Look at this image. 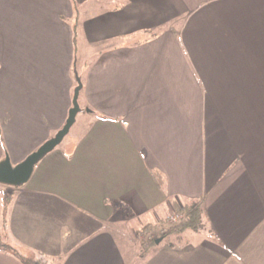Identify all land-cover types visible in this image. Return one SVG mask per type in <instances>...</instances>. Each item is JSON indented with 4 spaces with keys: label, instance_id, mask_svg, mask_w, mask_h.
<instances>
[{
    "label": "crops",
    "instance_id": "1",
    "mask_svg": "<svg viewBox=\"0 0 264 264\" xmlns=\"http://www.w3.org/2000/svg\"><path fill=\"white\" fill-rule=\"evenodd\" d=\"M90 1L0 0V181L51 144L0 182V241L45 264H264V0ZM74 24L105 45L78 94ZM74 109L95 118L71 144ZM190 200L205 229L146 250L110 225Z\"/></svg>",
    "mask_w": 264,
    "mask_h": 264
},
{
    "label": "rangeland",
    "instance_id": "2",
    "mask_svg": "<svg viewBox=\"0 0 264 264\" xmlns=\"http://www.w3.org/2000/svg\"><path fill=\"white\" fill-rule=\"evenodd\" d=\"M87 4L92 5V6L104 7V6H110L112 3H111L110 0H106V1L105 0H101V1L93 0V1L88 2ZM76 7H77V3L74 2V11L75 12H76ZM78 40H79V37L77 38V35H75V46H76V49H75V54H74L73 66L71 68L72 69L71 74H72V76H74V79L76 80V82H74L75 86H76V94H78L79 87L82 84V77H80L78 75H80V70L82 69L83 63L85 62V64H88V63H91L93 61L91 58H86L87 57L86 55H89L88 53L93 55V52L96 51L97 48L99 49V48H104L105 47V45H100L97 48H95L94 46H91V47L88 48L85 45H83L80 40L78 42ZM84 57H85V60H84ZM83 110L84 109H82V110L81 109H77V110L74 109L72 111L71 118L69 120L70 122H68V124H67L68 126L66 127V129L62 133V135H63L62 138L65 137V139L69 140V142L71 144H74L75 142L78 141V139L81 137L83 132L85 130H87V128L90 126L92 120L95 118L94 115L90 116L88 114H80V112L83 111ZM25 173H24V175H25ZM6 174H5V177L2 178V180L0 182L3 184V186L6 187V192L4 191L5 194H8V193H10L9 191L12 189V187L14 188V187H16L17 185L20 184V182L22 181L23 178L19 177L18 178L19 180L18 179L8 180V179H6ZM133 215L134 214L132 212H130V209L127 208V207H126V209L125 208L116 207L115 208V214H114V217H112L110 225L111 226H115L118 229V231L122 230V232L128 234L129 237H133V238L137 237L136 238L137 244L139 243V241L141 242V241H144V240H146V241L153 240V238H150L151 234H153L157 238L165 237L163 239V241H164L166 238H168L166 236L169 235V234H167L169 229L173 225L178 223V221H177L175 224H172V225L168 224L167 218L169 216H171V215H177L176 213H173V214L169 215L168 217H166L165 219H159L157 221V223L153 225L154 226L153 230H150L148 232H142L140 234L137 231L136 232L137 234H136L135 230L139 227V223H141V222L144 223V219H135V217H133ZM158 224L160 226H161V224L165 225V227L167 228V232L164 233V234L163 233L162 234L158 233L157 232V230H158L157 226H159ZM138 234H139V237H138ZM56 263H57V261H56Z\"/></svg>",
    "mask_w": 264,
    "mask_h": 264
},
{
    "label": "trees",
    "instance_id": "3",
    "mask_svg": "<svg viewBox=\"0 0 264 264\" xmlns=\"http://www.w3.org/2000/svg\"><path fill=\"white\" fill-rule=\"evenodd\" d=\"M74 38H73V43L75 45V35H76V24L72 27ZM50 143L44 144L42 147L38 149L36 153H39L37 158L32 162L34 164L35 161H37L42 155H44L51 147ZM8 203V197H4L3 203H2V210L3 214L5 215L6 207ZM175 213L179 215V220L178 223L173 225L167 234H172V233H180L184 232L186 230L194 231V232H199L205 229V220L203 216V208L201 205L200 200H190L187 201L186 203H183L182 205L178 206L176 208ZM4 220V217H3ZM154 226L153 224H147L141 229L142 232H148L150 230H153ZM162 238V237H161ZM157 239H153L151 241H141L142 245L144 246V250L146 248H151L156 244ZM0 251H9L11 252L12 255L17 256L18 259L23 263V264H45V261L43 259H37V260H32L23 256L18 255V252L15 248H13L11 245L2 243L0 241Z\"/></svg>",
    "mask_w": 264,
    "mask_h": 264
},
{
    "label": "water",
    "instance_id": "4",
    "mask_svg": "<svg viewBox=\"0 0 264 264\" xmlns=\"http://www.w3.org/2000/svg\"><path fill=\"white\" fill-rule=\"evenodd\" d=\"M38 155L39 153H35L32 156H30L25 162L18 165L13 171L8 170L6 174V179L14 180L20 177V175L24 172V170L32 164V162L37 158ZM161 239L162 238L156 240V243H159Z\"/></svg>",
    "mask_w": 264,
    "mask_h": 264
},
{
    "label": "built area",
    "instance_id": "5",
    "mask_svg": "<svg viewBox=\"0 0 264 264\" xmlns=\"http://www.w3.org/2000/svg\"><path fill=\"white\" fill-rule=\"evenodd\" d=\"M179 218L180 217L178 215H171V216H169L167 218L168 224H170V225L175 224L179 220ZM157 228H158V230H157L158 233H161V234L163 233L164 234V233L167 232V228L163 224H161V226L160 225L157 226ZM150 238L157 239V240L159 239V238L155 237L153 234L150 235Z\"/></svg>",
    "mask_w": 264,
    "mask_h": 264
}]
</instances>
